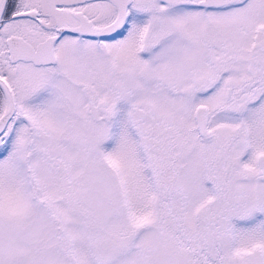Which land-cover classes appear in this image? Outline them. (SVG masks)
Instances as JSON below:
<instances>
[{
	"label": "snow or ice",
	"instance_id": "6c2138e0",
	"mask_svg": "<svg viewBox=\"0 0 264 264\" xmlns=\"http://www.w3.org/2000/svg\"><path fill=\"white\" fill-rule=\"evenodd\" d=\"M0 264H264V0H0Z\"/></svg>",
	"mask_w": 264,
	"mask_h": 264
}]
</instances>
